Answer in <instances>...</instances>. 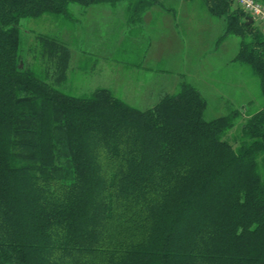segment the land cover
Returning a JSON list of instances; mask_svg holds the SVG:
<instances>
[{"label": "trees", "instance_id": "1", "mask_svg": "<svg viewBox=\"0 0 264 264\" xmlns=\"http://www.w3.org/2000/svg\"><path fill=\"white\" fill-rule=\"evenodd\" d=\"M174 1L0 0V264H264V104L207 121L184 82L139 110L106 88L58 90L70 51L54 37L35 42L55 86L20 56L24 19L124 4L144 26L154 8L176 18ZM200 2L264 98L263 35L231 0Z\"/></svg>", "mask_w": 264, "mask_h": 264}, {"label": "rangeland", "instance_id": "2", "mask_svg": "<svg viewBox=\"0 0 264 264\" xmlns=\"http://www.w3.org/2000/svg\"><path fill=\"white\" fill-rule=\"evenodd\" d=\"M170 6L176 18L154 8L144 16L148 26L130 25L124 4L88 9L71 5V22L48 15L24 19L20 56L38 78L55 86L54 69L39 57L35 42L38 35L54 37L70 51L67 79L56 87L64 94L85 97L106 88L145 110L185 82L205 99V120L239 110L241 124L261 108L264 98L251 68L234 60L239 39L226 36V20L213 18L200 0H176ZM251 25L264 38V24L252 19Z\"/></svg>", "mask_w": 264, "mask_h": 264}, {"label": "built area", "instance_id": "3", "mask_svg": "<svg viewBox=\"0 0 264 264\" xmlns=\"http://www.w3.org/2000/svg\"><path fill=\"white\" fill-rule=\"evenodd\" d=\"M232 3L253 20L264 24V7L255 0H231Z\"/></svg>", "mask_w": 264, "mask_h": 264}, {"label": "crops", "instance_id": "4", "mask_svg": "<svg viewBox=\"0 0 264 264\" xmlns=\"http://www.w3.org/2000/svg\"><path fill=\"white\" fill-rule=\"evenodd\" d=\"M146 25L148 26V24H146L145 21H144V26H146ZM154 41H155V40H154ZM154 41H153V42H154ZM153 42H152V43H153ZM152 43H151V44H152ZM147 52H148V49H147ZM147 52H146V54H147ZM145 59H146V55H145Z\"/></svg>", "mask_w": 264, "mask_h": 264}, {"label": "water", "instance_id": "5", "mask_svg": "<svg viewBox=\"0 0 264 264\" xmlns=\"http://www.w3.org/2000/svg\"><path fill=\"white\" fill-rule=\"evenodd\" d=\"M252 23V19H250L249 21H248V24H251Z\"/></svg>", "mask_w": 264, "mask_h": 264}]
</instances>
